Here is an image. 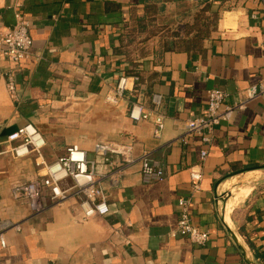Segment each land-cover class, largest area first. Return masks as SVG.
I'll return each mask as SVG.
<instances>
[{"label":"crops","instance_id":"1","mask_svg":"<svg viewBox=\"0 0 264 264\" xmlns=\"http://www.w3.org/2000/svg\"><path fill=\"white\" fill-rule=\"evenodd\" d=\"M16 11L31 20L33 55L14 65L0 54V262L246 264L223 221L229 212L240 242L264 264V96L236 110L211 142H180L210 89L225 90L235 103L264 78V0H0V32L15 24ZM135 72L141 82L118 105L107 103L120 76ZM154 92L164 96L159 136L153 122L129 117L132 103L151 106ZM30 122L46 139V162L72 144L96 160L109 214L83 219L75 196L41 212L29 206L20 188L46 171L35 154L15 157L7 138ZM101 138L133 142L136 157L150 151L164 164L165 179L144 183L138 161L109 168L95 152ZM193 168L203 174L198 192L191 189ZM230 187L224 207L219 196ZM179 197L191 198L195 224L210 232L205 246L178 234ZM117 227L122 236L113 234Z\"/></svg>","mask_w":264,"mask_h":264},{"label":"built area","instance_id":"2","mask_svg":"<svg viewBox=\"0 0 264 264\" xmlns=\"http://www.w3.org/2000/svg\"><path fill=\"white\" fill-rule=\"evenodd\" d=\"M16 22L13 26L0 32V54L3 58L19 65L33 55V37L31 35V20L21 11H16ZM7 89L11 97H17L15 73L8 70L5 73ZM138 80L136 75H122L117 84L105 96L109 104L118 105L125 99V93L132 91ZM228 93L220 88H212L208 92L207 103L203 111L186 120V136L180 142L187 143L189 136H197L203 143L213 140L216 129L225 122H229L238 109H244L251 99L264 96V78L257 84L246 89L247 100L228 103ZM151 106L142 101L132 103L129 117L135 123L151 121L154 124V134L159 136L165 126L166 115L162 111L164 96L154 92L151 96ZM7 142L11 146V153L15 157L36 155V164L45 169V174L25 182L21 186L22 195L35 212L46 210L49 206L71 197L80 200L83 219L94 216H104L110 213L111 207L107 200V193L100 184L97 173L96 160L90 159L86 150L78 144L69 145L66 152L54 162L48 163L44 159L43 148L46 139L34 123H27L8 135ZM95 152L103 157L106 165L111 168L125 167L136 161L140 164V173L144 183L162 181L166 177L164 164L154 158L150 151H144L139 157L135 156V144L131 141H119L101 138L95 143ZM208 155L206 149L201 150V158ZM70 179L72 185L64 187L65 180ZM191 189L198 192L202 189L203 174L198 169L190 171ZM178 234L188 238L198 246H205L211 237L208 230L197 226L193 220L191 198L179 197ZM4 223L0 222V227ZM9 227L20 229L18 224H8ZM113 234L123 235L122 227L114 229ZM0 242L6 245V238L0 234ZM126 245L131 238H124ZM0 264H4L0 262Z\"/></svg>","mask_w":264,"mask_h":264},{"label":"water","instance_id":"3","mask_svg":"<svg viewBox=\"0 0 264 264\" xmlns=\"http://www.w3.org/2000/svg\"><path fill=\"white\" fill-rule=\"evenodd\" d=\"M232 192H233V187H230L224 194L219 196V201H222L224 203V205H225L224 207H226L228 200L232 197ZM223 221H224L225 227H226L229 235L231 236V238L234 240L237 247L239 248V250H240V252L244 258L245 263L246 264H258L253 259V257L250 255L248 249L240 242V240L238 239V236L236 235V233L232 230V228L228 224L225 215L223 217Z\"/></svg>","mask_w":264,"mask_h":264},{"label":"trees","instance_id":"4","mask_svg":"<svg viewBox=\"0 0 264 264\" xmlns=\"http://www.w3.org/2000/svg\"><path fill=\"white\" fill-rule=\"evenodd\" d=\"M212 16H213V20L216 21V19H217V17H218V14H217V13H213ZM128 75H129V74H128ZM131 75H136V76L138 77V80H137V82H136V84H135V87H136V85L139 84V83L141 82V76H140V73L135 72L134 74L132 73Z\"/></svg>","mask_w":264,"mask_h":264},{"label":"bare ground","instance_id":"5","mask_svg":"<svg viewBox=\"0 0 264 264\" xmlns=\"http://www.w3.org/2000/svg\"><path fill=\"white\" fill-rule=\"evenodd\" d=\"M225 217H226L227 222H229L230 221L229 212L227 214L225 213Z\"/></svg>","mask_w":264,"mask_h":264}]
</instances>
